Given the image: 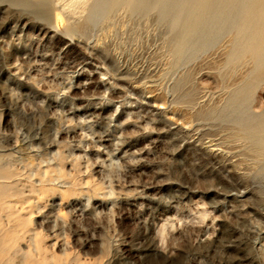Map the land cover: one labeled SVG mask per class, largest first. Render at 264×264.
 I'll return each mask as SVG.
<instances>
[{"label":"rangeland","instance_id":"obj_1","mask_svg":"<svg viewBox=\"0 0 264 264\" xmlns=\"http://www.w3.org/2000/svg\"><path fill=\"white\" fill-rule=\"evenodd\" d=\"M174 31L0 0V166L17 174L0 224L22 246L59 264H264V159L222 117L249 66L224 68L223 41L175 61ZM262 79L245 108H264Z\"/></svg>","mask_w":264,"mask_h":264},{"label":"bare ground","instance_id":"obj_2","mask_svg":"<svg viewBox=\"0 0 264 264\" xmlns=\"http://www.w3.org/2000/svg\"><path fill=\"white\" fill-rule=\"evenodd\" d=\"M19 1L42 10L53 3V0ZM88 1L73 0L87 10L88 22L109 19L119 9L131 15L154 13L159 22L175 30L171 36L175 61L205 53L222 41L227 43L224 68L236 72L249 67L233 88L234 94L224 105L222 117L234 122L238 126L235 134L238 140L264 159V108L259 111L245 108L248 95L264 76V0H92L87 7ZM15 175L8 166H0L2 206L14 186ZM12 233L5 224H0V264H59L53 257L49 262L44 246L36 239L22 246ZM20 239L23 242L24 236Z\"/></svg>","mask_w":264,"mask_h":264}]
</instances>
